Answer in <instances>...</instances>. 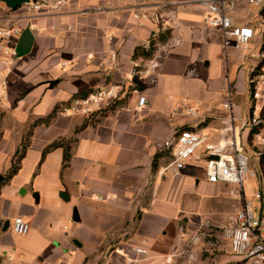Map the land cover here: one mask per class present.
<instances>
[{
  "label": "crops",
  "instance_id": "0c3cea01",
  "mask_svg": "<svg viewBox=\"0 0 264 264\" xmlns=\"http://www.w3.org/2000/svg\"><path fill=\"white\" fill-rule=\"evenodd\" d=\"M37 1L10 8L0 0V29H21L16 46L26 30L33 35L27 53L12 65L0 62V264H126L105 251L134 244L149 251L202 202L217 210L211 218L225 217L230 186L206 181L204 145L178 172L165 169L170 157L160 145L183 128L216 141L227 122V89L239 116L258 62L264 4L240 0L232 12L236 24L255 32L244 49L233 38L224 47L198 0H79L61 8L47 0L49 6L31 8ZM164 30L169 36L151 56L134 55ZM110 84L124 93L101 110L86 117L63 111L71 99ZM139 95L146 103L136 109ZM54 109L48 122H35ZM59 139L70 142L66 167L62 147L42 157ZM16 216L29 224L24 235L12 230Z\"/></svg>",
  "mask_w": 264,
  "mask_h": 264
},
{
  "label": "built area",
  "instance_id": "2783aa9c",
  "mask_svg": "<svg viewBox=\"0 0 264 264\" xmlns=\"http://www.w3.org/2000/svg\"><path fill=\"white\" fill-rule=\"evenodd\" d=\"M54 8H61L71 2L79 0H53ZM205 8L206 15L204 23L217 30L223 37V45H229V39H234L235 47L249 49V44L254 38L255 32L249 25H239L233 20L232 12L240 0H198ZM249 5H256L263 0H245ZM49 6L47 0L32 3L33 9H41ZM137 17V15H136ZM154 19L159 22L160 16L154 14ZM18 26L0 29V62L12 65L16 59L15 36L20 34ZM152 39L156 33L151 34ZM264 32L259 40V48L255 53L258 60L248 78V92L250 103L247 109V117L234 116L232 109L234 102L231 89L224 93L222 106L228 111L226 126L218 131L219 137L216 141L209 142V134L202 130L183 128L171 137L164 140L160 149L166 152L170 161L165 169L180 171L185 162L196 158L198 148L204 145L206 158L205 179L208 183L226 184L230 186L229 197L234 211L227 218V225L223 233L229 241V253L233 259L229 264H264V215L255 216L252 201L245 199L243 179L247 169V157L243 153L241 130L245 131V139L251 137L250 143L253 147L264 149ZM148 49L149 42L144 46ZM110 58L115 60L116 54L112 52ZM4 88V84H2ZM132 92H138L133 89ZM124 92L116 84L87 92L75 97L63 107L64 112L90 116L101 110L105 105L117 100ZM146 103V98L139 95L136 109H141ZM187 112L195 114L193 107L189 106ZM236 121H239L236 123ZM259 186L255 197L264 204V180H258ZM204 224L209 227V221ZM12 230L15 234L24 235L29 230L28 222L22 216L13 219ZM198 236H192L190 242L193 244ZM116 251L123 256L126 262H131L130 254L147 257L149 251L140 244H134L127 248L117 247ZM176 253L164 256L165 262H170Z\"/></svg>",
  "mask_w": 264,
  "mask_h": 264
},
{
  "label": "rangeland",
  "instance_id": "374dc122",
  "mask_svg": "<svg viewBox=\"0 0 264 264\" xmlns=\"http://www.w3.org/2000/svg\"><path fill=\"white\" fill-rule=\"evenodd\" d=\"M262 4H264V0L256 5L261 6ZM247 93L248 98L238 113L239 117L243 118L247 117L250 103L248 90ZM245 134V131L241 130V139L244 144L243 153L247 157V169L243 179L244 195L246 200L252 201L255 216L258 218L261 214L264 215V204L255 197L259 186L258 180H264V149L253 147L250 143L251 137L246 140ZM190 211L182 227L177 228L178 231L175 229L173 231L170 228V232L163 234L164 237L160 236V240L150 248L145 259L143 256L139 257L132 253L130 254L131 262H126L120 254L122 261L126 264H229L232 257L229 253V241L223 233V228L227 225L228 215L234 211L231 201L227 203L226 209H220L223 211L222 214L227 212L225 217L220 219L210 217L217 210L207 208L204 202L193 207ZM206 220L209 221V227L204 224ZM195 235L198 236V240L192 244L190 239ZM116 248L107 249L105 254H119ZM171 252L176 253L175 257L170 262H165L164 256Z\"/></svg>",
  "mask_w": 264,
  "mask_h": 264
},
{
  "label": "trees",
  "instance_id": "16d2710c",
  "mask_svg": "<svg viewBox=\"0 0 264 264\" xmlns=\"http://www.w3.org/2000/svg\"><path fill=\"white\" fill-rule=\"evenodd\" d=\"M169 36V31L168 30H164V31H160L157 34L156 40L152 39L149 42V47L148 49H145L143 47L139 48L137 47L135 49V54H140L143 55L144 57H149L152 55L154 48H155V44L157 42H164L166 41V39ZM82 95V94H81ZM67 104H65L64 106H66ZM56 113V109H54L47 117L39 119L37 121H35L36 123L39 122H48ZM83 126H85V123H83L80 127L76 128V131L79 130L80 128H82ZM29 134L30 132H28V134L23 138L22 142H21V147L20 149H18V151L15 154V159L12 162L11 167L9 168L8 172H7V176L10 177L12 176L18 169L19 164H20V160L24 155L26 146L28 145L29 142ZM55 147H62L63 148V161H62V167H66L69 161V157H70V142L66 141L64 139H59V140H55L53 142H51L50 144H48L44 150L42 151V157L45 155L46 152H48L50 149L55 148Z\"/></svg>",
  "mask_w": 264,
  "mask_h": 264
},
{
  "label": "water",
  "instance_id": "95a60500",
  "mask_svg": "<svg viewBox=\"0 0 264 264\" xmlns=\"http://www.w3.org/2000/svg\"><path fill=\"white\" fill-rule=\"evenodd\" d=\"M3 1H5L10 8H15V7L20 6L21 4H23L25 2H28L29 0H3ZM32 40H33V35L30 32V30L28 29L24 32V34H22L20 42L16 46L17 55H22V54L27 53L30 49L31 44H32ZM0 179H2V176H0ZM60 197H62L65 200L69 199V196L63 192L60 193ZM72 218H73V220H79V216H78V212H77L76 207L73 208ZM6 224H8V222H6L5 225ZM73 242L77 246H80V243L77 240H73Z\"/></svg>",
  "mask_w": 264,
  "mask_h": 264
}]
</instances>
